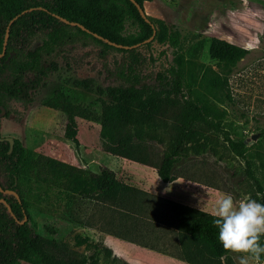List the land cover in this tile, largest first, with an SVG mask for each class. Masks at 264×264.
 Segmentation results:
<instances>
[{"label":"trees","instance_id":"trees-1","mask_svg":"<svg viewBox=\"0 0 264 264\" xmlns=\"http://www.w3.org/2000/svg\"><path fill=\"white\" fill-rule=\"evenodd\" d=\"M134 1L143 7V3L150 0ZM148 18L150 22L141 17L132 0H0V52L9 26L5 53L0 57V124L13 107L27 108L33 103L36 91L44 87L47 76L44 70L33 72L17 63H9L11 49L25 51L34 36L51 39L62 27L68 26L79 36L101 44L103 52L132 53L137 47L119 48L103 39L134 45L148 38L152 34L151 24L155 26L156 23L154 39L166 45L161 54L171 51L174 61L168 66L170 82L149 86L146 106L123 99L110 102L102 97L88 105L77 104L62 89H56L45 105L65 115L64 136L77 150L80 145L77 118L96 122L100 125L105 152L153 167L163 182L186 177L179 171L182 167L196 166L192 155H202V151L209 150L215 153L208 144L207 133L219 135L244 161V172L252 186L251 198L264 204V189L247 156L245 140L233 139L224 128V110L189 94L183 74L185 60L180 32L159 19ZM151 42L143 45L149 47ZM248 52L249 49L227 39L210 38L209 55L216 61L219 71L206 68L204 77L220 104L233 102L225 85L237 63ZM151 60L155 59L151 57ZM167 115L172 116L174 122L167 123L171 124L167 126L168 145L152 159L153 143H165L164 137L156 132L161 127L157 121ZM9 148L7 140H0V187L14 190L18 198L0 190V198L6 201L0 202V264H100V256L130 264L114 255L108 246L88 236L74 235L76 246L93 250L84 255L53 235L36 233L29 224L27 202L21 191L22 185L28 188L31 182L35 189L43 187L44 194L54 188L55 201L67 205L68 218L76 226L98 228L144 246L171 250L172 256L193 264H221L222 258L231 253L219 242V230L213 225L212 213L125 184L108 167L93 172L35 154L17 138H14L11 152ZM22 209L28 219L21 223ZM260 242L264 244V236ZM261 260L264 262V255Z\"/></svg>","mask_w":264,"mask_h":264},{"label":"rangeland","instance_id":"rangeland-1","mask_svg":"<svg viewBox=\"0 0 264 264\" xmlns=\"http://www.w3.org/2000/svg\"><path fill=\"white\" fill-rule=\"evenodd\" d=\"M143 8L147 16L180 32L185 60L183 74L189 94L204 98L224 110L223 126L231 137L248 140L245 143L247 156L264 189V0H150L143 3ZM155 27L157 29L158 24L155 23ZM212 36L249 49L225 85L233 98L232 103L220 104L215 97L217 94L206 85V68L219 71L216 61L209 55ZM165 48L166 45L154 39L149 47L141 45L132 53L103 52L101 44L79 36L68 26L62 27L51 39L34 36L25 51L11 49L8 62L33 72L44 70L47 73L45 85L36 91L30 106H15L8 117L2 118L1 136L19 139L35 154L93 172L108 167L115 171L121 182L131 186L143 183L151 192L171 188L152 171L141 172L140 168L145 164L130 159L121 161L118 156L105 152L100 125L96 122L77 118L80 143L77 150L64 136L65 115L45 105L56 89H62L77 104L88 105L102 97L110 102L123 99L140 107L146 106L149 86L171 79L168 66L174 59L171 51L161 54ZM151 57L155 60L152 61ZM171 122L173 118L168 115L157 121L161 127L156 132L164 137L165 143H153L152 159L167 147L170 138L167 126ZM207 135L209 146L216 152L209 150L202 151V155H192L196 166L182 167L179 172L186 176L181 180L195 183L193 186L205 192L198 194L188 190L186 200H195L198 208L213 212L216 201L225 194L233 193L234 199L252 197V186L244 172V161L226 146L221 136ZM253 135H256L255 139L251 138ZM21 191L27 202L29 224L36 233L53 235L84 255L93 250L76 246V233L88 236L94 242H102V231L98 228L87 229L71 222L67 205L55 201L54 188L44 194L43 187L35 189L34 182H31L28 188L22 185ZM237 255L240 254L231 252L222 258L221 264H238ZM99 263L120 264L103 256H100Z\"/></svg>","mask_w":264,"mask_h":264},{"label":"clouds","instance_id":"clouds-1","mask_svg":"<svg viewBox=\"0 0 264 264\" xmlns=\"http://www.w3.org/2000/svg\"><path fill=\"white\" fill-rule=\"evenodd\" d=\"M213 225L223 248L236 256L238 264H264V204L250 196L234 199L225 194L216 201Z\"/></svg>","mask_w":264,"mask_h":264},{"label":"crops","instance_id":"crops-1","mask_svg":"<svg viewBox=\"0 0 264 264\" xmlns=\"http://www.w3.org/2000/svg\"><path fill=\"white\" fill-rule=\"evenodd\" d=\"M119 157V156H118ZM121 161H124L126 158L119 157ZM123 159V160H122ZM143 168L141 169V172L144 174L148 173L149 171H152L157 177L156 171L153 167H150L148 165H143ZM149 169V170H148ZM157 179V178H156ZM182 177H178L177 179L166 182L167 185H170L163 191H148V189L141 184H135L134 187H137L139 189H143L145 191L151 192L153 194H157L161 197L171 199L173 201H177L179 203H183L192 207L198 208L199 206L190 199V201H187L188 196L186 195L188 190H192L200 193H205L201 188H196V186H193L195 183H189L187 181L181 180ZM158 181V180H157ZM198 209L207 211L205 208L200 207ZM209 213H213L210 211H207ZM102 237L100 238L102 243L109 248L112 249L114 255L117 257L129 262L130 264H193L190 262H187L184 259L177 258L175 256H172L170 253L171 250L168 251H162V249L151 247V246H144L138 243H135L133 241H129L117 236H114L112 234L102 232Z\"/></svg>","mask_w":264,"mask_h":264},{"label":"water","instance_id":"water-1","mask_svg":"<svg viewBox=\"0 0 264 264\" xmlns=\"http://www.w3.org/2000/svg\"><path fill=\"white\" fill-rule=\"evenodd\" d=\"M135 4V6L137 7L141 17L146 21V22H150L147 14L145 13L144 11V8L139 4L137 3L136 1L132 0ZM15 18V17H14ZM14 18H12L10 21H9V25L12 23V21L14 20ZM67 22V21H66ZM71 25H76L77 23L76 22H70ZM152 26V34L146 38L145 40H143L142 42H139V43H136L134 45H123V44H119V43H115V42H112V41H109L108 39L104 38L103 40L108 42L109 44L113 45V46H116V47H119V48H133V47H139L143 44H146L150 41H152L154 39V36H155V33H156V28L154 26V24H151ZM83 29L84 27L81 26ZM8 34H9V26L7 27L6 29V34H5V38H4V42H3V48H2V51L0 52V57L5 53V49H6V44H7V38H8ZM95 36H97L98 38L102 39L103 37L102 36H99L97 35L96 33H93ZM252 139H255L256 138V135H253L251 137ZM7 140L10 144V148H9V151L12 150V147H13V142H14V137L12 136H1L0 137V140ZM248 142V140H245V143ZM0 190L4 193V194H14L17 198H18V195L16 194V192L14 190H11V189H1L0 187ZM0 202L2 203H6L5 199L4 198H0ZM26 215H24V219L23 221L21 222H24V220H26Z\"/></svg>","mask_w":264,"mask_h":264},{"label":"flooded vegetation","instance_id":"flooded-vegetation-1","mask_svg":"<svg viewBox=\"0 0 264 264\" xmlns=\"http://www.w3.org/2000/svg\"><path fill=\"white\" fill-rule=\"evenodd\" d=\"M9 152H11V151H9ZM22 211H23V215H22V217H23V219H24V215H25V213H24V209H22ZM27 217V216H26ZM23 221V220H22ZM25 221V220H24ZM21 222V221H20ZM22 223V222H21Z\"/></svg>","mask_w":264,"mask_h":264}]
</instances>
